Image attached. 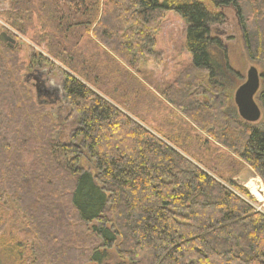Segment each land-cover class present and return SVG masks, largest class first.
Returning a JSON list of instances; mask_svg holds the SVG:
<instances>
[{"label": "trees", "instance_id": "obj_1", "mask_svg": "<svg viewBox=\"0 0 264 264\" xmlns=\"http://www.w3.org/2000/svg\"><path fill=\"white\" fill-rule=\"evenodd\" d=\"M208 2L212 11L205 0H14L12 26L23 31L38 6L50 30L42 40L49 57L73 73L64 74L62 90L96 173L81 169L77 151L55 139L46 108L20 85L19 70L8 69L15 47L0 41V264H20L25 240L32 264H101V251L113 249L121 264H264V212L231 181L246 165L264 185V125L232 117L222 95L213 105L198 98L220 94L217 80L231 70L213 28L224 23V9L235 10L250 58L264 61V0ZM169 11L187 26L193 69L178 91L162 94L183 117L158 130L160 138L139 114L111 103L117 89L109 91L78 46L95 24L96 40L138 71L156 56L157 26ZM33 60L39 68L52 64ZM260 103L264 110V91ZM197 130L207 137L205 151L195 145ZM19 203L26 209L14 245L4 238L6 210ZM71 223L91 232L81 246Z\"/></svg>", "mask_w": 264, "mask_h": 264}, {"label": "rangeland", "instance_id": "obj_2", "mask_svg": "<svg viewBox=\"0 0 264 264\" xmlns=\"http://www.w3.org/2000/svg\"><path fill=\"white\" fill-rule=\"evenodd\" d=\"M34 2L37 3V0H34ZM205 2L212 11L213 7L210 6L208 0H205ZM13 3L14 0H0V36L6 33L15 41L13 53L16 57H13V59L16 65L13 66L11 64L8 66V69L11 73L14 68H17L15 70L17 74L19 70L20 85L26 91L32 93L33 98L40 106L46 108L48 115L53 119L55 126H57L55 139L61 145L73 147L77 151V156L80 157L79 167L86 172L95 174L94 162L88 158L86 151L82 147V137L79 136L83 130L80 118L77 115H72L70 105L65 100V95L62 90L64 74L71 75L73 73L63 63L49 57L48 42H43L42 40L50 30L45 17L42 14V16L38 17V6H36L32 20L29 23L26 21L24 24L25 29L19 31L12 26L14 24V13L12 12ZM98 13H101V11ZM223 13L226 19L224 23L214 25L213 28L216 31L214 36L219 38L226 47L231 70H225V73L217 80L218 85L221 86L220 94H216L217 96L214 99L211 97L198 98L206 105H213L215 101L221 99L222 95V98L228 100V113L232 117L239 118L238 109L235 104V95L237 90L247 82L248 72L253 67L257 69L260 75V91L256 96V100L262 108L260 96L264 91V61H254L250 58L235 10L229 7L224 9ZM46 26L47 29H45ZM95 27L96 25L94 24L90 32H83L82 40L78 46V49L81 50L82 59L90 62L91 66L93 65L92 69L96 74L99 73L101 75L109 91L112 92L113 89H117L120 95L119 98H116L118 102L107 100L130 116V112L139 114L141 117L140 122L148 130L161 138L157 134V131L163 129V127H168L171 122L176 124L177 118L182 116L179 111L164 100L162 94L164 92L172 94L173 91H178L180 87L177 86V83L183 81L185 76L192 73L193 69L192 55L187 49V26L185 22L173 11H169L162 16L157 26L156 56L153 59L145 60L138 71H132L119 60H116L114 55L96 40L93 36V29ZM37 56L44 57L50 61L52 63L51 66L45 65L43 62V65L39 68V65L33 60ZM33 63L38 67L34 66ZM38 77L39 79L36 80L35 78ZM39 84L44 85L42 93L40 94L41 97H38L37 94ZM88 86L97 92L91 85ZM254 125H264L263 108L261 120ZM195 137H199L201 140L200 142L196 141V147L205 151L204 142L207 139L206 135L200 130H197ZM68 158L70 160L72 156ZM2 160L3 158L0 157V162ZM9 172L11 174V177H8L9 182L16 184V179L10 168ZM231 181L245 188L257 201L258 206L256 208L264 212V202L255 198L250 191V186L255 182V186L262 188L264 196V185L249 166L245 165L240 173ZM64 182L66 184V181ZM232 190L236 192V190ZM11 196L13 198V195ZM53 197L52 192L48 200L54 204V200L52 201ZM25 205L22 203L21 206L19 203V208L13 205L7 207L6 210L7 219L4 228V238L7 242L11 241V244L13 243L14 245L20 243L15 237L16 219L18 215L19 221L22 219V208L26 209ZM45 205L50 207L48 203ZM35 210H37V207ZM19 223L22 224L21 221ZM86 229L80 224L75 227L72 223L70 224V231L74 230V246L77 242V245L81 246L79 242L83 243L86 240L84 236L91 235V232ZM77 238L79 241H77ZM23 243L24 245L21 249L23 258L19 263L32 264L29 243L27 240L23 241ZM38 244L40 247L43 246L46 248L45 243L38 242ZM101 252L102 254H106L101 264L122 263L115 249L106 251V253L104 251Z\"/></svg>", "mask_w": 264, "mask_h": 264}, {"label": "water", "instance_id": "obj_3", "mask_svg": "<svg viewBox=\"0 0 264 264\" xmlns=\"http://www.w3.org/2000/svg\"><path fill=\"white\" fill-rule=\"evenodd\" d=\"M0 41L10 46L15 44V41L6 33L0 36ZM42 89L43 84H39L37 91L38 97H41L40 94L42 93ZM259 91L260 75L257 69L253 67L248 72L247 82L237 90L235 95V104L238 109L239 117L249 124H256L262 118V108L256 100Z\"/></svg>", "mask_w": 264, "mask_h": 264}, {"label": "bare ground", "instance_id": "obj_4", "mask_svg": "<svg viewBox=\"0 0 264 264\" xmlns=\"http://www.w3.org/2000/svg\"><path fill=\"white\" fill-rule=\"evenodd\" d=\"M254 183H253V185L250 186V191H251L252 195L255 198L259 199L261 202H264V196H263L262 188L255 186Z\"/></svg>", "mask_w": 264, "mask_h": 264}, {"label": "flooded vegetation", "instance_id": "obj_5", "mask_svg": "<svg viewBox=\"0 0 264 264\" xmlns=\"http://www.w3.org/2000/svg\"><path fill=\"white\" fill-rule=\"evenodd\" d=\"M35 79H36V78H35ZM37 79H39V77H38ZM37 79H36V80H37ZM43 88H44V85H43Z\"/></svg>", "mask_w": 264, "mask_h": 264}]
</instances>
